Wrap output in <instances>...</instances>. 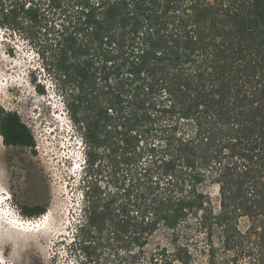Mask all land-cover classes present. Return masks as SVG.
Segmentation results:
<instances>
[{
  "label": "trees",
  "instance_id": "1",
  "mask_svg": "<svg viewBox=\"0 0 264 264\" xmlns=\"http://www.w3.org/2000/svg\"><path fill=\"white\" fill-rule=\"evenodd\" d=\"M0 30L83 145L74 264H264V0H0ZM0 136L35 146L1 106Z\"/></svg>",
  "mask_w": 264,
  "mask_h": 264
},
{
  "label": "rangeland",
  "instance_id": "2",
  "mask_svg": "<svg viewBox=\"0 0 264 264\" xmlns=\"http://www.w3.org/2000/svg\"><path fill=\"white\" fill-rule=\"evenodd\" d=\"M39 62L26 40L0 30V106L16 111L35 139V146L30 148L5 145L0 136V264H74L69 243L80 218L78 181L83 145ZM36 84L44 93L37 92ZM24 173L30 180H39L43 193L27 186ZM209 190L215 200L217 188L210 186ZM8 204L20 218H32L36 223L48 215L50 222L43 231H23L33 224L16 222ZM34 205L44 207V215L24 214V206ZM244 223L242 218L241 226ZM181 231L184 233L182 227ZM185 232L182 241L197 239L196 244H203L195 225ZM171 237V230H158L146 250L160 245L170 248Z\"/></svg>",
  "mask_w": 264,
  "mask_h": 264
},
{
  "label": "bare ground",
  "instance_id": "3",
  "mask_svg": "<svg viewBox=\"0 0 264 264\" xmlns=\"http://www.w3.org/2000/svg\"><path fill=\"white\" fill-rule=\"evenodd\" d=\"M23 177H24V182L27 183V186L28 185L31 186L32 191L34 190L35 192L43 193L39 180H36V179L30 180V177L26 173H24ZM49 222H50L49 216L44 215L43 219H40V220L36 221V223H33V226H32V224H28V225H31L32 227H30L28 229H24L23 231H28L31 229L34 231H40V230L43 231L46 229V227L48 226L47 224H49ZM42 233H44V232H42Z\"/></svg>",
  "mask_w": 264,
  "mask_h": 264
},
{
  "label": "clouds",
  "instance_id": "4",
  "mask_svg": "<svg viewBox=\"0 0 264 264\" xmlns=\"http://www.w3.org/2000/svg\"><path fill=\"white\" fill-rule=\"evenodd\" d=\"M82 161H83V157H82ZM82 165H83V163H82ZM8 207H9V209H11V211H13V214H14V220L16 221V222H19L22 218H20L19 217V215L17 214V212H15V210H14V208L12 207V205L11 204H8ZM44 215V214H43ZM32 219V218H31ZM36 221V220H35Z\"/></svg>",
  "mask_w": 264,
  "mask_h": 264
},
{
  "label": "built area",
  "instance_id": "5",
  "mask_svg": "<svg viewBox=\"0 0 264 264\" xmlns=\"http://www.w3.org/2000/svg\"><path fill=\"white\" fill-rule=\"evenodd\" d=\"M21 222V224H33L34 223V219H28V218H25V219H21L20 221H19V223Z\"/></svg>",
  "mask_w": 264,
  "mask_h": 264
}]
</instances>
